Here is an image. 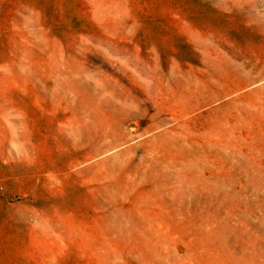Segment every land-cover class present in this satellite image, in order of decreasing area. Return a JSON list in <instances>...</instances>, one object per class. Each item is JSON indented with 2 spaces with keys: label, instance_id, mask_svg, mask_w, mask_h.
<instances>
[{
  "label": "rangeland",
  "instance_id": "1",
  "mask_svg": "<svg viewBox=\"0 0 264 264\" xmlns=\"http://www.w3.org/2000/svg\"><path fill=\"white\" fill-rule=\"evenodd\" d=\"M72 2L0 0V264H264V0Z\"/></svg>",
  "mask_w": 264,
  "mask_h": 264
},
{
  "label": "trees",
  "instance_id": "2",
  "mask_svg": "<svg viewBox=\"0 0 264 264\" xmlns=\"http://www.w3.org/2000/svg\"><path fill=\"white\" fill-rule=\"evenodd\" d=\"M36 2H38V4L41 6V8L43 9V15H45V17L47 18V20L50 22L51 26L56 27L58 25L59 21V16H58V3H63L67 2V0H34ZM74 2H72L73 4H75L76 6V11L77 9L81 8V0H73ZM3 5H7V4H11V3H15L18 2V0H3ZM54 9V13L53 10ZM83 9L80 10V13H83Z\"/></svg>",
  "mask_w": 264,
  "mask_h": 264
}]
</instances>
